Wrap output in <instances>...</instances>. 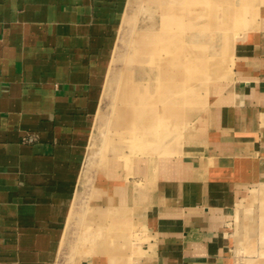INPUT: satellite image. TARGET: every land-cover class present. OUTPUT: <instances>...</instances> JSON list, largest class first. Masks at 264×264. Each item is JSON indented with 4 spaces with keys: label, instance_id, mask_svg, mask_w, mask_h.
Segmentation results:
<instances>
[{
    "label": "crops",
    "instance_id": "crops-1",
    "mask_svg": "<svg viewBox=\"0 0 264 264\" xmlns=\"http://www.w3.org/2000/svg\"><path fill=\"white\" fill-rule=\"evenodd\" d=\"M255 3L220 61L207 41L184 66L180 45L175 76L162 64L158 81L145 80L142 154L112 149L92 167L127 0H0V264H66V251L75 264H264V0ZM130 117L119 113V127Z\"/></svg>",
    "mask_w": 264,
    "mask_h": 264
},
{
    "label": "rangeland",
    "instance_id": "rangeland-1",
    "mask_svg": "<svg viewBox=\"0 0 264 264\" xmlns=\"http://www.w3.org/2000/svg\"><path fill=\"white\" fill-rule=\"evenodd\" d=\"M256 1L127 0L104 78L99 111L92 130L86 162L93 167L97 158L101 160L110 155L112 149L127 152L128 146L133 148L130 154H142V125L148 124V120L144 122L145 80L158 81L157 70L162 64V76L173 78L176 74L173 71L178 65L173 54L180 49V45L183 47L184 66L191 64V49L194 48L198 52L206 50L207 41L211 42L210 44L214 43L215 60L220 59L226 39L230 35L236 38L240 34L238 28L240 18L246 24L253 18ZM192 15L198 16V19L192 21ZM148 44L151 47L144 48ZM159 53L162 55L159 56ZM198 59L203 60L201 64L206 66L205 56ZM157 90L153 89L152 93L155 94ZM167 90L171 92V86ZM127 92L129 96H126ZM133 93L135 95H132ZM193 94L194 92L191 93L189 90L184 97L194 96ZM126 109L131 117L123 127H119L118 114L125 112ZM156 112L157 108L152 106V116ZM128 131H131L130 134ZM86 166L84 174L89 169V166ZM78 194L79 191L76 200ZM88 234L91 235V246L94 247L95 233ZM85 235L83 232L81 241ZM61 257L62 263L65 261L68 264L71 261V264H75L72 254L67 259V251Z\"/></svg>",
    "mask_w": 264,
    "mask_h": 264
},
{
    "label": "bare ground",
    "instance_id": "bare-ground-1",
    "mask_svg": "<svg viewBox=\"0 0 264 264\" xmlns=\"http://www.w3.org/2000/svg\"><path fill=\"white\" fill-rule=\"evenodd\" d=\"M178 3V2H177ZM191 4V3H190ZM189 5V4H188ZM173 6V5H172ZM192 6V5H191ZM180 19V18H179ZM187 20V19H186ZM180 21H181V19H180ZM167 22H169V21H167ZM183 26V25H182ZM146 41V40H145ZM167 91V90H166ZM131 105V104H130Z\"/></svg>",
    "mask_w": 264,
    "mask_h": 264
}]
</instances>
